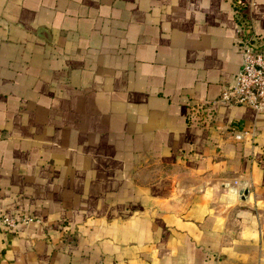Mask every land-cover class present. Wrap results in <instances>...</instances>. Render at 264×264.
<instances>
[{
    "label": "crops",
    "instance_id": "1",
    "mask_svg": "<svg viewBox=\"0 0 264 264\" xmlns=\"http://www.w3.org/2000/svg\"><path fill=\"white\" fill-rule=\"evenodd\" d=\"M235 29L229 0H0V211L38 219L0 264H264V111L218 100Z\"/></svg>",
    "mask_w": 264,
    "mask_h": 264
},
{
    "label": "built area",
    "instance_id": "2",
    "mask_svg": "<svg viewBox=\"0 0 264 264\" xmlns=\"http://www.w3.org/2000/svg\"><path fill=\"white\" fill-rule=\"evenodd\" d=\"M236 21L234 43L241 62L230 86L221 89L218 100L249 107L254 112L264 111V37L254 32L250 19L244 13L241 0H229ZM235 126L229 127L234 132ZM30 215H6L0 211V226L12 230L18 224L37 223Z\"/></svg>",
    "mask_w": 264,
    "mask_h": 264
}]
</instances>
